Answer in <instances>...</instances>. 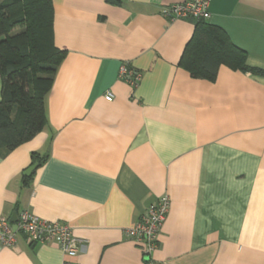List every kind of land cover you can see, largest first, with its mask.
Returning <instances> with one entry per match:
<instances>
[{"label": "crops", "instance_id": "1", "mask_svg": "<svg viewBox=\"0 0 264 264\" xmlns=\"http://www.w3.org/2000/svg\"><path fill=\"white\" fill-rule=\"evenodd\" d=\"M51 1L65 56L45 97L47 127L0 151V218L25 210L83 243L71 258L17 233L0 264H264V76L221 65L208 81L182 69L194 21L159 9L185 0ZM209 14L264 71V0H211ZM122 63L141 74L135 89L118 79ZM32 153L43 162L23 183ZM164 195L147 261L125 231Z\"/></svg>", "mask_w": 264, "mask_h": 264}, {"label": "trees", "instance_id": "2", "mask_svg": "<svg viewBox=\"0 0 264 264\" xmlns=\"http://www.w3.org/2000/svg\"><path fill=\"white\" fill-rule=\"evenodd\" d=\"M119 5V0H106ZM51 0H0V151L7 154L47 127L44 101L65 51L53 42ZM254 75L246 54L225 33L206 21H194L179 66L191 77L213 81L219 66ZM43 158L31 154L30 166ZM28 178L23 174L22 181Z\"/></svg>", "mask_w": 264, "mask_h": 264}, {"label": "built area", "instance_id": "3", "mask_svg": "<svg viewBox=\"0 0 264 264\" xmlns=\"http://www.w3.org/2000/svg\"><path fill=\"white\" fill-rule=\"evenodd\" d=\"M210 1L185 0L180 3L164 5L160 7L159 13L168 21H207L210 17ZM117 77L131 89H135L140 81L141 74L128 63H122L119 66ZM112 98L110 92L104 96V99L108 102ZM168 208L169 199L164 195L155 203L149 205L135 225L125 231L126 237L139 246L147 261L157 248L158 236ZM12 225H15V231H13ZM17 233L23 235L27 241L33 244H53L59 248L63 255L71 258L78 255L79 247L83 243L65 223L45 221L25 210L16 215V221L13 224L6 218H0V245L2 247H13ZM63 264L73 263L64 262Z\"/></svg>", "mask_w": 264, "mask_h": 264}, {"label": "water", "instance_id": "4", "mask_svg": "<svg viewBox=\"0 0 264 264\" xmlns=\"http://www.w3.org/2000/svg\"><path fill=\"white\" fill-rule=\"evenodd\" d=\"M35 167H36V164H34L29 169H27L25 171L24 175L28 176L35 169ZM15 221H16V217L15 216H13L11 219H9V222L12 223V224L15 223ZM12 229H13V231H15V225H12Z\"/></svg>", "mask_w": 264, "mask_h": 264}]
</instances>
